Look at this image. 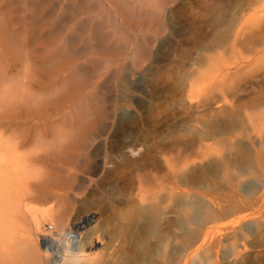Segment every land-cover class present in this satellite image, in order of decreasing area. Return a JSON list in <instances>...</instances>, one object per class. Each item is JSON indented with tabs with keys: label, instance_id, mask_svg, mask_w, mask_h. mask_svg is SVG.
I'll return each mask as SVG.
<instances>
[{
	"label": "rangeland",
	"instance_id": "obj_1",
	"mask_svg": "<svg viewBox=\"0 0 264 264\" xmlns=\"http://www.w3.org/2000/svg\"><path fill=\"white\" fill-rule=\"evenodd\" d=\"M103 1L104 0H0V75L1 73L5 75L0 77V84H5V86L11 85V80L15 79L16 74L19 75L18 73H20V78L13 80V82L19 81L21 75L25 73L26 77L28 76L33 83L31 84V89L30 87L25 88L26 91H30L31 96H34L31 102H37L40 99V102H42L40 108L46 109L52 106L54 102L59 103V99H64L70 92H73L74 87L75 92H77L78 83L84 84V88H87V90L94 89V97L96 98V101L94 100L84 105L75 104V110L70 109V107L64 108L58 115L46 117L43 124L37 128L38 130L32 129L31 132L28 133L32 141L25 148L21 149V151L27 152L31 150V152L36 151V153H40L37 151H44V149H42L43 146L49 149L51 144L62 143L63 152L65 154H73L74 161L69 163L68 159L64 157L61 158V161L66 167L70 165V171L67 172H72V165H74L75 173L70 176L68 175L69 173H64L65 169H63L60 172L62 173L60 178L53 177L59 173V167H55L54 169V167L52 168L44 163L45 166L41 167L44 169L43 171L39 170V166H35V168H37L35 171L39 176V178H36V180L39 181L37 186H40V188H37L36 180L31 179L29 181L31 183H28V185L26 184L30 191L25 189L23 191L24 193L22 192V196L24 197L22 204L28 206L35 205L36 208H40L41 210L48 209L53 219H45L44 221H47L46 223L50 222L54 224V222L57 223L58 221L59 223L60 221L63 225L71 226L74 220L73 214L71 215V213L74 212L72 209L74 205L70 203V206H67L65 210V216L70 215V217L67 216L69 222L67 221L66 223L63 219V221L61 219L59 220V218L64 217V215L62 216V211L60 212L62 207L59 205V201L53 196V193L57 192L58 184L60 188L62 180L66 182V185L73 182L74 179H77L75 180L76 183L79 180H83L87 183V185L85 184L84 188H82L83 192H85L83 196H87V194L88 196H93V198L97 200L96 203H99L103 208L100 217L102 228L98 227L99 232L96 230L99 235L102 233L101 231L104 232V230H102L103 228L107 233L109 231V236L111 235L110 233L117 232L115 233V235H117L115 237L125 242V249L129 252L130 256L132 255V263L182 264L183 248L180 245L186 243V240L189 239V235L192 233L191 230L197 229L198 226L204 222V214L209 202L208 199H210V196L216 195L211 189L215 183L221 186H233L232 188L234 189L235 195L243 201H247L250 194L252 197L251 200L255 199L253 197H258L260 193H263L264 196V183L263 181L259 182V180H264V166L262 163L264 162V127L262 126L264 122V48L262 49L260 44L255 42V38L261 33L260 29L263 28L262 32L264 31V3L259 2L260 4H258L257 0H134V2L133 0H106L104 3ZM121 1L124 2V4H119ZM127 2L128 4H126ZM114 6L116 10H113ZM158 8L163 12V22L165 24L164 31L157 36L155 35L154 39L140 37L141 35L149 36V34H147V32L146 34L141 32H137L136 34L134 31L136 29L135 27H137V29H142L143 32L153 28L156 24V10ZM260 9L262 10L260 11ZM148 11L150 13L152 12V15ZM62 12L63 14H60ZM98 13L100 19L102 16L104 19L106 14H114L113 17L115 20L113 21H116V23L112 21L111 23L113 25L105 26L106 28L108 27V30L103 27L104 25L102 28L96 25L90 26V24H93L94 20L96 21ZM101 14L102 16H100ZM120 14L123 15L121 16ZM115 15H117V18ZM124 15L126 19L123 21ZM18 17H22L24 20ZM226 23L231 25V27H229V25L227 26ZM88 25L89 28L87 27ZM225 27H229L228 30ZM118 28L119 35L122 36L121 39L123 41L115 42L111 38V34L112 30ZM230 28H232L231 31L229 30ZM121 29L122 31H120ZM220 30L222 32H220ZM233 30H235V32ZM14 31L16 33H14ZM124 32L125 34H123ZM223 32L226 35L225 37L222 35L223 38L221 39H224V42H221L222 46L224 44L223 47L221 46L223 51L225 50L227 52V49L230 48L226 47L227 44L225 41L228 39L229 35L232 38L230 33L235 35V42L237 41L234 47L235 51L233 50L235 53L231 52L234 55L231 54L230 51H228V53L231 54L230 56H228L226 52L222 54V58H224L223 55H225V57L227 56L226 60L225 58L223 59V62L228 61L229 63L232 59V62H234V64L228 66L226 71H230V74L233 73L232 71H237L233 74L235 77L232 75L234 79L233 77L230 79L232 80L230 83L231 87L230 85L229 87H222L221 85L215 86L214 83L210 81L211 79H209V77H211L212 70L210 69L211 74L209 71H205L207 69L204 68L207 67L206 65L208 64H206V62L204 64V49H201L206 46L205 43L209 44L216 40L219 37L217 34ZM215 33L216 39L213 37ZM11 36H14V40ZM107 36L111 39L107 38ZM211 37L212 41H210ZM76 38L79 39L77 40ZM207 38L210 39L208 40ZM59 40L60 42H64L61 44ZM87 40L89 42H87ZM203 43L204 45H202ZM69 44L71 47L72 45L74 46L71 50L75 52L71 53L72 51H70L71 47ZM82 45L85 46V48L82 47ZM121 45L122 48L124 45L125 51H123L124 48L121 49ZM136 46L140 48L137 51L135 50V48L137 49ZM140 46H142V48ZM63 48L64 50L66 48V50L63 51ZM84 49L87 50V53L84 52ZM68 50L70 53H68ZM54 51L61 53H54L52 56L51 54H53L52 52ZM119 52L122 55H120ZM48 53H50V55ZM117 53L118 55H116ZM88 54L89 56H87ZM68 57L70 63H65L64 60ZM228 57L233 58H229L230 60H228ZM94 58L96 59L95 61ZM116 58L117 62H115ZM80 59L83 61H80ZM200 59L204 60L200 61ZM60 62L62 64H60ZM72 62L74 67L72 66ZM108 62L112 64L110 67L113 71L110 70V67L108 68ZM55 65H58L59 70L63 69L61 74L65 76V79L61 77L53 83H50V78L46 77L47 69ZM200 66H204L202 70L209 76L207 77L204 74L205 79L207 77L209 80L204 79V84L206 85H203V89L205 88V94H209L213 99L212 106L200 107L195 104L196 101H190L186 95L189 88L187 84H189L190 80H194L193 73L198 72V69L201 68ZM194 67H196V69H194ZM71 70L75 72L73 73L74 75L70 74L72 73ZM67 71L70 75L67 74ZM114 72H118V74H113ZM80 73H82L83 77L80 76ZM98 73L99 75H97ZM130 74L132 77L128 76ZM137 74L138 76H142L143 80L140 84L131 85L130 79L136 77ZM79 79L82 80V82ZM72 82L75 83V85ZM208 83H210V85ZM214 86L216 87L215 91ZM234 92L236 94H234ZM226 93L228 94L224 95ZM204 96L206 97V95ZM214 101L217 102L215 103ZM31 102H24V104L27 109L30 108V110L32 109L31 112H33L35 108L29 107ZM96 102L100 103V106H102L105 112V116L101 122L104 123L106 128H104L101 133V140L98 139L96 141V146L86 150V155H81L78 148L75 147V150H72L68 147L70 144L69 141L74 140V138L77 139V137L80 136V127H82V125L84 126L96 121L97 115L92 109V106H94ZM25 106L21 105L19 109L24 110ZM23 107L24 109H22ZM208 107L209 109H207ZM255 113L256 115H254ZM246 115L249 117L251 116V125L254 124L252 126L253 128H250L251 126L248 125L250 122L245 120ZM79 118H81V120ZM82 119H84V121ZM248 128H250V130ZM245 129L249 131H247L249 137L245 135ZM14 132L19 133L20 131L15 130ZM14 132L9 127L3 130L0 129V135L3 134L4 137H12ZM127 146L134 149L141 147L142 154L136 157L138 158V162L140 161L139 163L133 162L134 165L124 163L120 165L119 163L111 165V163H107L105 167L102 168V161L110 158L115 159L119 152L122 153V151L124 152L126 150ZM207 148L208 150H206ZM201 151L203 153H201ZM198 154H201V158ZM186 165L189 166L188 170ZM258 167H261L262 170L260 168L258 169ZM181 169L184 171L183 173L182 171L179 172ZM220 171L222 172L220 173ZM224 172H227L228 177L224 176L226 175ZM179 174H182L181 178ZM194 175H196L195 178ZM201 175H204V178ZM222 177L226 181L223 180ZM240 177L243 178L240 179ZM245 177L247 180H245ZM211 179H214L213 183ZM228 179L232 183L228 181ZM116 181L131 187H136V185L139 186L140 188H137H142V191H144L142 192L144 198L149 195L151 200H147L148 197L143 201H139L138 196L135 194L132 195V193L131 195H119L116 191ZM227 182L230 183L227 184ZM29 185H31V187ZM196 186L199 187L197 188ZM40 189L43 191L39 192ZM59 192L60 190H58L57 193ZM183 192L189 194V201L192 206H184L186 205L184 202L185 200H181V198L183 199V197H181ZM73 193H75V191H73ZM99 196L100 200H98ZM177 196H179V200L176 199ZM191 196L193 197L191 198ZM262 198L264 199V197ZM193 199H196V201ZM87 200L91 201V198L88 199L87 197ZM155 201H158L160 204ZM178 201H183L181 202L183 207H181L180 203L179 205H175ZM139 202L145 205L147 202V207L144 205L142 206V203ZM151 202L157 203V205ZM54 203L58 204L60 207L58 205L55 206ZM52 207H54L55 210H53L54 208ZM132 208H134V210ZM181 208H184V210H181ZM56 209L61 215L58 214ZM137 209L145 210H138V212ZM258 209L259 210H256L257 212L254 210V216H256L254 222H240L235 230L236 234L230 235V239H226L225 236L222 237L223 240L218 246L215 247V237L208 238L207 243H210L212 248L209 250L206 259L205 257H201L195 259L196 261L189 262H193L194 264H264V204ZM164 210L170 213L168 214ZM177 210L181 211L179 212ZM185 211L187 214L184 213ZM141 212L144 213L142 214L144 217L141 215ZM171 213L173 215L170 217L169 215ZM183 213L187 215L186 218ZM180 214H182L184 218H182ZM165 215L167 216L164 217ZM136 216L139 218L137 219ZM168 218H172L173 220L171 219V222L173 221V223L166 222L169 220ZM134 219L137 222L134 221ZM163 221L167 224L163 223ZM58 223L56 225L54 224L56 229L60 230L65 228ZM187 223L189 224L186 225ZM43 227L44 225H41L38 231H31V234L26 237V239L29 237L26 240V244H24L25 242L23 243L24 246L22 250L20 248L18 253L11 255L10 260H5L1 264H5V262L6 264H44V253H42L39 248L38 242V235L40 231L42 232L44 229ZM223 230L225 232L224 226L221 231ZM155 232L156 234L158 233L161 238L156 236ZM34 233L36 235H34ZM136 233L137 235H135ZM187 233L188 236H186ZM131 234H133V237ZM145 234H149L148 236L151 237ZM24 235L25 234H23V237ZM138 235H140V237H138ZM35 236L37 238H35ZM112 236H114L113 233ZM134 236L137 237L133 244L132 238L134 239ZM143 236H145V238ZM163 236L165 237L163 238ZM32 237L37 239L38 244L35 243L36 241H34L35 239L33 240ZM158 238L162 241L164 239L165 244H156L155 247L152 245L154 242L153 240ZM128 242H130L129 245ZM104 246L107 248L108 244ZM38 248L40 250H38ZM151 251L153 255H149ZM142 253L145 254V257L144 255H142L143 257L141 256ZM147 255L151 256L147 257V259L150 258L149 260L146 259ZM138 258H140L139 262ZM142 258L146 259H144L145 261L143 260V262L148 261L149 263H143L141 261ZM203 259L204 261H202Z\"/></svg>",
	"mask_w": 264,
	"mask_h": 264
},
{
	"label": "bare ground",
	"instance_id": "obj_2",
	"mask_svg": "<svg viewBox=\"0 0 264 264\" xmlns=\"http://www.w3.org/2000/svg\"><path fill=\"white\" fill-rule=\"evenodd\" d=\"M94 1V0H92ZM106 1V0H104ZM103 1V3H104ZM119 1V0H118ZM123 1V0H122ZM119 3V4H124V2ZM171 1V0H170ZM258 1V4H260L259 2L261 3H264V0H257ZM256 1V2H257ZM130 2V1H129ZM134 2V0H133ZM102 3V4H103ZM108 3V1H107ZM112 3V2H111ZM116 3V2H115ZM7 4V2H6ZM128 4V2L126 3ZM125 4V5H126ZM148 4V3H147ZM151 4V3H150ZM59 5V4H58ZM99 5V3H98ZM93 6V5H92ZM108 6V4H107ZM119 6V5H118ZM63 7V6H62ZM109 7V6H108ZM228 7V6H227ZM114 9L113 10H116L115 6L113 7ZM121 8V7H119ZM137 8V7H136ZM143 8V7H142ZM154 8V7H153ZM211 8V7H209ZM224 8V7H223ZM118 9V8H117ZM141 9V7H140ZM139 9V11H140ZM155 9V8H154ZM262 9H260L261 11ZM130 11V10H129ZM153 11V10H152ZM119 12V10H118ZM149 12V11H148ZM209 12V11H208ZM97 13V12H96ZM101 13V12H100ZM103 13V12H102ZM115 13V12H114ZM132 13V12H131ZM150 13V12H149ZM148 13V15H149ZM152 13V12H151ZM150 13V14H151ZM47 14V13H46ZM60 14H63L60 13ZM116 14V13H115ZM118 14V13H117ZM124 14V13H123ZM122 14V15H123ZM155 14V13H154ZM96 15V14H95ZM114 15V14H113ZM112 13L110 14H106V17L103 19V16L102 14L100 16L101 19L99 18V13H98V17L96 18V21L94 20L93 21V24H90L93 25V26H100V28L105 27V26H110V25H113L111 22L113 20H115V18L113 17ZM121 15V14H120ZM121 15V16H122ZM126 15V14H125ZM124 15V16H125ZM133 15V14H132ZM152 15V14H151ZM62 16V15H60ZM89 16V15H88ZM116 18H117V15H115ZM123 16V21L124 19H126V16L124 17ZM154 16V15H153ZM224 16V15H223ZM87 17V16H86ZM19 18V17H18ZM22 17H20L19 19H21ZM44 18V17H43ZM46 18V17H45ZM89 18V17H88ZM87 18V19H88ZM223 18V17H222ZM221 18V19H222ZM234 18V17H233ZM23 19V18H22ZM47 19V18H46ZM45 19V20H46ZM53 19V18H52ZM58 19V18H56ZM78 19V18H77ZM86 19V21H87ZM122 19V18H121ZM225 19V18H223ZM24 20V19H23ZM40 20V19H39ZM117 20V19H116ZM236 20V19H235ZM18 21V20H17ZM16 21V22H17ZM43 21V20H42ZM49 21V20H48ZM71 21V20H70ZM77 21V20H76ZM234 21V20H233ZM264 21V19H263ZM45 22V21H43ZM85 22V21H84ZM116 23V21H113ZM126 22V21H125ZM75 23V22H74ZM155 26L153 28H150L148 30H146L145 32L142 31V29L135 27L136 29L134 30L135 33L137 34V32H141V33H145L147 32V34H149V36H143L141 35L140 37H144V38H153L155 37V35H159L162 33V31H164L165 29V24L163 22V12L160 8H158L156 10V22H155ZM234 23V22H233ZM232 23V24H233ZM51 24V23H50ZM217 24V23H215ZM223 24V23H222ZM227 24V23H226ZM76 25V24H75ZM229 24H227L228 26ZM52 26V25H51ZM74 26V25H73ZM115 26V25H114ZM143 26V25H142ZM215 26V25H214ZM43 27V26H42ZM50 27V26H49ZM57 27V26H56ZM89 28V25L87 26ZM121 27V26H120ZM229 27H231V25H229ZM228 27V28H229ZM68 28V27H67ZM92 28V27H91ZM106 28V27H105ZM108 28V27H107ZM106 28V29H107ZM114 28V27H113ZM112 28V29H113ZM134 28V27H133ZM216 28V27H215ZM221 28V27H220ZM227 28V27H225ZM227 28V30H228ZM23 29V28H22ZM49 29V28H48ZM110 29V28H109ZM222 29V28H221ZM234 29V28H233ZM89 30V29H88ZM95 30V29H93ZM108 30V29H107ZM223 30V29H222ZM226 30V29H225ZM224 30V31H225ZM230 31L232 30V28L229 29ZM263 28L260 29V34L255 38V42L256 43H259L260 46L262 47V49L264 48V31L262 32ZM71 31V30H70ZM122 31V29L120 30ZM129 31V30H128ZM215 31V30H214ZM235 32V30H233ZM111 32V30H110ZM133 32V31H132ZM220 32H222L220 30ZM14 33H16L14 31ZM81 33V31H80ZM219 33V32H218ZM259 33V32H258ZM49 34V33H48ZM51 34V33H50ZM125 34V32L123 33ZM228 34V32H227ZM232 35V38L231 36L229 37L228 36V39L225 40L226 41V44L227 46L226 47H230L229 49H227L228 51L231 52H234L235 49V35L230 33ZM53 35V34H52ZM112 39L115 41V42H120L122 39V36L119 35V28L118 29H114L112 30ZM127 35V34H126ZM203 35V34H202ZM214 35V36H213ZM212 36L216 39V33L213 34ZM219 35V37L212 41V37L211 39L210 38H207L208 40L210 39V41L212 42H208L209 44L205 43L206 46H202L203 48L201 49H204V57H205V61H204V64L206 62V65L207 67L204 68V66H202L204 69H207L205 71H210L212 70V74H211V77H209L208 75H206L203 70H202V67L200 69H198L199 71L198 72H194L193 73V78L194 80H190L189 84H187V87L188 88V91L186 93L187 97L189 98V100H193V101H196V105L198 106H204V107H207V106H210L212 103H213V99L210 97V95L208 96L207 94H205V88L203 89V85H206L204 84V81L207 80L209 77V79H211L210 81L212 83H214V85L216 86H222V87H229L230 83L232 80V77L234 76L233 74H235L236 72L232 71L233 73H229L228 71H226V69H228V66L231 65V64H234L233 61V57H228V60H230L231 62L228 63V61H224L223 62V59L225 58L226 60V57L225 55L224 58H222V54L223 52L225 53L226 51L223 49H221V42L224 40H221L223 38V36L225 37L226 35L223 33H220V34H217ZM223 35V36H222ZM237 35V34H236ZM60 36V35H59ZM139 36V34H138ZM12 37V36H11ZM67 37V36H66ZM90 37V36H89ZM96 37V36H95ZM139 37V38H140ZM201 37V36H200ZM13 40H14V36L12 37ZM63 38V37H62ZM107 38H110L107 36ZM110 38V39H111ZM205 38V37H204ZM231 38V39H230ZM68 39V38H67ZM77 39V38H76ZM79 39V38H78ZM77 39V40H78ZM94 39V38H93ZM92 39V41H93ZM97 39V38H96ZM206 39V40H207ZM12 40V39H11ZM21 40V39H20ZM70 40V39H69ZM68 40V41H69ZM108 40V39H107ZM150 40V39H149ZM207 40V41H208ZM237 40V39H236ZM66 41V39H65ZM112 41V40H111ZM123 41V40H122ZM138 41V40H137ZM60 42V40H59ZM64 42V41H62ZM62 42H60L62 44ZM87 42H89L87 40ZM224 42V41H223ZM58 43V44H60ZM73 43V42H72ZM113 43V42H112ZM60 44V45H61ZM66 44V43H65ZM115 44V43H114ZM59 45V47H60ZM70 45V44H69ZM74 45V43H73ZM72 45V47H74ZM204 45V43L202 44ZM62 46V45H61ZM68 46V45H67ZM80 46V45H79ZM78 46V47H79ZM87 46V45H86ZM94 46V45H93ZM224 46V44H223ZM222 46V47H223ZM63 47V46H62ZM71 47V45H70ZM72 47L70 48V51H72ZM82 47L85 48V46L82 45ZM89 47V46H87ZM121 49L124 48V45H123V48H122V45L120 46ZM137 47V46H136ZM142 48V46H140ZM224 47V48H226ZM61 48V47H60ZM66 48H69V47H66ZM65 48V50H66ZM81 48V46H80ZM75 49V48H73ZM77 49V48H76ZM79 49V48H78ZM87 49V48H86ZM119 49V48H118ZM140 48L137 47V49L135 48V50H139ZM59 50V49H58ZM57 50V51H58ZM64 48H63V51H65ZM85 50V49H84ZM83 50V51H84ZM93 50V49H92ZM134 50V49H133ZM134 50V51H135ZM234 50V51H233ZM52 51V49H51ZM70 51L68 50V53H70ZM78 51V50H77ZM76 51V52H77ZM81 51V50H79ZM87 50H85L84 52H86ZM125 51V48L124 50ZM122 51V53H123ZM135 51V52H136ZM228 51L226 53H228ZM48 52V51H47ZM50 52V51H49ZM75 52L74 50L71 52L73 53ZM116 52V51H115ZM134 52V53H135ZM51 53V52H50ZM50 53H48L50 55ZM53 54H51L52 56L54 55V53H59V52H52ZM61 53V52H60ZM59 53V54H60ZM87 53V52H86ZM96 53V52H95ZM125 53V52H124ZM228 53L227 55L230 56L231 54L233 53ZM235 53V52H234ZM263 53V52H262ZM47 54V55H48ZM76 54V53H74ZM120 54V52H119ZM77 55V54H76ZM75 55V56H76ZM81 55V54H80ZM98 55V54H97ZM102 55V54H101ZM118 55V53L116 54ZM122 55V54H120ZM119 55V56H120ZM234 55V54H233ZM89 56V54L87 55ZM91 56V55H90ZM93 56V55H92ZM77 57V56H76ZM80 57V56H79ZM75 58V57H74ZM106 58V57H105ZM203 58V56H202ZM230 58V59H229ZM263 58H264V54H263ZM69 57L67 59L64 60L65 63H70V61L68 60ZM78 59V58H77ZM92 59V58H91ZM109 59V58H108ZM74 60V59H73ZM82 59H80L81 61ZM85 60V59H84ZM90 60V59H89ZM93 60V59H92ZM96 59L94 58V61ZM98 60V58H97ZM105 60V59H104ZM107 60V59H106ZM113 60V59H112ZM119 60V59H118ZM203 61L204 59H200V61ZM25 61V60H24ZM77 61V60H75ZM83 61V60H82ZM87 61V60H86ZM85 61V62H86ZM91 61V60H90ZM115 61V60H113ZM74 62V61H73ZM73 62H72V66H73ZM89 62V61H88ZM107 62V61H106ZM109 62H110V59H109ZM108 62V68L112 65V64H109ZM117 62V58H116V61ZM137 62V60H136ZM136 62H135V65H136ZM199 62V61H197ZM226 62V63H225ZM60 64H62L60 62ZM75 64V63H74ZM114 64V62H113ZM53 65V64H52ZM59 65V64H58ZM58 65H55L53 67H50L49 69H47V74H46V77L47 78H50L49 79V82L50 83H53L54 81L60 79L61 77H63L65 79V76H62L61 74V71L63 70H59L58 69ZM76 65V64H75ZM81 65H82V62H81ZM80 65V66H81ZM84 65V64H83ZM71 66V67H72ZM79 66V67H80ZM119 66V65H118ZM117 66V67H118ZM132 66H133V62H132ZM131 66V68H132ZM74 67V66H73ZM82 67V66H81ZM80 67V68H81ZM103 67V66H102ZM69 68V67H68ZM83 68V67H82ZM119 68V67H118ZM118 68H115V69H118ZM263 68H264V61H263ZM67 69V68H66ZM74 69V68H73ZM78 69V67H77ZM97 69V68H96ZM133 69V68H132ZM135 69V67H134ZM194 69H196V67H194ZM211 69V70H210ZM27 70V69H26ZM75 70V69H74ZM81 70H84V69H81ZM87 70V69H86ZM110 70H111V67H110ZM122 70V69H121ZM73 70H71L72 72ZM76 71V70H75ZM79 71V70H78ZM85 71V70H84ZM91 71V70H90ZM108 71V70H107ZM113 71V70H111ZM193 71H197V70H193ZM81 72V71H80ZM94 72V71H93ZM100 72V71H99ZM119 72V71H118ZM118 72H116L118 74ZM64 73V72H63ZM73 73L75 72H72L70 74L74 75ZM87 73V72H86ZM97 73V72H96ZM112 73V72H111ZM115 72L113 74H116ZM120 73V72H119ZM190 73V72H188ZM19 75L16 74V77L15 79H19L20 78V73H18ZM67 74L70 75L67 71ZM66 74V75H67ZM78 74V73H77ZM76 74V75H77ZM90 74V73H89ZM94 74V73H93ZM102 74V73H101ZM112 74V75H113ZM135 74V73H133ZM132 74V75H133ZM206 79H205V76ZM34 75V74H33ZM79 75V74H78ZM99 75V73L97 74ZM123 75V74H122ZM191 75V74H190ZM233 75V76H232ZM5 75H3L1 73L0 77H3ZM80 76H82V73H80ZM85 76V75H84ZM120 76V75H119ZM130 77V75H128ZM188 76V75H187ZM186 76V77H187ZM196 76V78H195ZM237 76V74H236ZM70 77V76H68ZM75 77V76H74ZM86 77V76H85ZM117 77V76H115ZM125 77V76H124ZM123 77V78H124ZM129 77V78H130ZM235 77V76H234ZM233 77V79H234ZM28 76L26 77V74L24 73L23 75H21V79L17 82H13V80L15 79H12L11 80V85H8V86H5V84H0V129H5V128H11L12 131L14 132L15 130H18L20 131L19 133L18 132H14L13 136L12 137H4L3 134L0 135V264L3 263L5 260H10V257L12 254H16L20 251V248L22 250V247L24 246V244H26V240L29 238L26 239L27 235L29 236V234H31L30 232L33 231V232H36L38 231L39 227L41 225H44L46 222L44 221L45 219H53L51 218V215L49 214L48 212V209H44V210H41L40 208H36L35 205L31 206V205H23V199L24 197L22 196V194L24 193L23 191L25 189H27V191L30 189L26 186V184L28 185V183H31L29 182L31 179L33 180H36V178L38 176L37 172L35 170H37V168H35V166H39V170H43L41 167L45 166L44 163L46 165H49L51 166L52 168L55 167H59L60 170H58V174L53 176V177H61L62 173L61 170L65 169V172L64 173H69L68 175L72 176L73 173H75V166H73V169H72V172H67V171H70V165H67L64 166V163L61 161V158H67L68 159V162L72 163L74 161V158H73V154H65L63 152V144H51V147L49 149H47L45 146L42 147V149H44V151H37V152H40V153H36L35 152H31V150L29 151H21V149L25 148L31 141H32V138L30 139V135H28V133L31 132L32 129L34 130H38L37 128H39L42 124H43V121L46 117H49L50 115H58L60 112H62V110H64V108H69L70 109H74L75 108V104H79V105H84V104H87L91 101H96V98L94 97V92L93 90L94 89H89L87 90V88H84V84L82 85L81 83H78V88H77V92H75V87L73 88V92H70L64 99H59V103H56L54 102L52 104V106H50L48 109L46 108H40L41 107V103L40 102V99L37 101V102H31L33 99H34V96H31L30 95V91H26L25 88L26 87H30V89L32 88V80L30 78H28ZM62 78V79H63ZM182 78V77H181ZM63 79V80H64ZM74 79V78H73ZM82 79V78H81ZM122 79V78H121ZM120 79V80H121ZM189 79V78H188ZM191 79V77H190ZM205 79V80H204ZM208 79V80H209ZM62 80V81H63ZM80 80V79H79ZM84 80V79H83ZM98 80V79H97ZM131 85H134V84H140V82L143 80L142 79V76H137L134 77V78H131ZM9 81V80H7ZM68 81V80H67ZM82 82V80H80ZM94 81V80H93ZM105 81V80H104ZM129 81V80H128ZM43 82V81H41ZM64 82V81H63ZM62 82V83H63ZM91 82V81H90ZM95 82V81H94ZM98 82V81H97ZM188 82V81H187ZM46 83V82H44ZM65 83V82H64ZM73 83V82H72ZM84 83V82H83ZM207 83V81H206ZM233 83V82H232ZM66 84V83H65ZM69 84V83H68ZM75 85V83H73ZM92 84V83H91ZM97 84V83H96ZM210 85V83H208ZM233 85V84H232ZM52 86V85H51ZM91 86V85H90ZM115 86V85H114ZM130 86V84H129ZM214 86V87H215ZM57 87V85H56ZM63 87V86H62ZM61 87V88H62ZM66 87V86H65ZM70 87V86H69ZM73 87V86H72ZM71 87V89H72ZM77 87V86H76ZM209 87V86H207ZM212 87V86H211ZM231 87V85H230ZM93 88V87H92ZM101 88V87H100ZM109 88V87H108ZM63 89V88H62ZM98 89V88H97ZM112 89V88H111ZM203 89V90H202ZM216 87L214 88V91H215ZM48 90V89H47ZM69 90V89H68ZM55 91V90H54ZM60 91V90H59ZM62 91V90H61ZM219 91V90H218ZM65 92V91H64ZM92 92V93H91ZM225 92V91H223ZM209 93V92H208ZM57 94V93H56ZM213 94V93H212ZM211 94V95H212ZM218 94V93H217ZM228 93L224 94V95H227ZM234 94H236L234 92ZM206 95V97L204 96ZM232 95V94H231ZM49 96V95H48ZM136 96V95H135ZM214 96V94H213ZM218 96V95H217ZM187 98V99H188ZM211 98V99H210ZM219 98V97H218ZM215 99V98H214ZM224 99V98H222ZM56 100V99H55ZM216 100V99H215ZM189 101V102H190ZM224 101V100H223ZM24 102H31L29 104V107H32V108H35V110H33V112H31L30 108L27 109ZM58 102V100H57ZM215 102V101H214ZM217 102V101H216ZM215 102V103H216ZM226 103V102H225ZM25 106V110L24 107L22 109L24 110H21L19 109V106ZM87 106V105H86ZM212 106V105H211ZM93 108V111L94 113L97 115V119L94 123H91V124H86V125H82V127H80V131L81 133L79 134L80 136L77 137V139L74 138V140H71L69 141V148H71L72 150H75V147L79 149V153L81 155H86V150H89L91 149L93 146H96V141L98 139L101 138V133L103 132V129L106 128V126L104 125L102 121L103 117L105 116V112L102 108V106H100V103H95L94 106H92ZM199 107V108H200ZM89 108V106H88ZM38 109V110H37ZM69 109V110H70ZM206 109V108H205ZM209 109V107L207 108ZM75 110V109H74ZM68 112V111H67ZM92 112V110H91ZM90 112V113H91ZM245 112V111H244ZM65 113V112H64ZM93 113V112H92ZM221 113V112H220ZM252 113V112H251ZM254 113V112H253ZM76 114V113H75ZM223 114V113H222ZM249 114V113H248ZM77 115V114H76ZM92 115V114H91ZM253 115V114H251ZM256 115V113L254 114ZM78 116V115H77ZM221 116V115H220ZM225 116V115H224ZM245 116V115H244ZM243 116V117H244ZM92 117V116H91ZM251 117V116H250ZM248 115H246V118L245 120H247L248 122H250L248 125L251 126L250 128H253L252 126L254 125H251V118H250ZM72 118V117H71ZM78 118V117H77ZM99 118V119H98ZM221 118H224V117H221ZM81 120V118H79ZM95 119V118H93ZM108 119V118H107ZM227 119V118H226ZM84 121V119H82ZM244 120V119H243ZM257 120V119H256ZM263 120V119H262ZM41 121V122H40ZM75 122V121H74ZM78 122V121H77ZM106 122V121H104ZM85 123V122H84ZM108 123V122H106ZM105 123V124H106ZM246 124V125H247ZM247 125V126H248ZM260 125V124H258ZM247 126H246V129H247ZM262 126L264 127V122L262 123ZM260 126V127H262ZM82 128V130H81ZM250 128H248L250 130ZM72 129V128H71ZM245 129V131H246ZM256 129V128H254ZM259 129V128H258ZM261 129V128H260ZM107 130V129H106ZM248 131V130H247ZM247 131H246V136H248L247 134ZM47 132L49 133V130L47 129ZM55 132V131H54ZM249 132V131H248ZM184 135V134H183ZM182 135V136H183ZM197 135V134H196ZM251 136V135H250ZM252 137V136H251ZM254 137V136H253ZM256 137V136H255ZM41 139V138H40ZM39 139V140H40ZM250 139V138H249ZM259 139V137H258ZM101 140V139H100ZM99 140V141H100ZM199 140V139H198ZM260 140V139H259ZM191 141V140H190ZM201 141V140H199ZM190 144V143H189ZM259 146V145H258ZM150 147V146H149ZM190 147V146H189ZM207 147V146H205ZM262 148V147H261ZM200 150V149H199ZM208 150V148L206 149ZM186 151V150H185ZM189 151V150H188ZM196 151V150H195ZM201 153H203L201 151ZM141 153V147L138 149H134V148H131L130 146L126 148V150L122 153L119 152L116 156L115 159H108V160H104L102 161V168L105 167V165L107 163H111L112 164H115V163H119L122 164H128V165H134L133 162H138V158L136 157H139ZM144 155V154H143ZM142 155V156H143ZM199 155V154H198ZM201 155V154H200ZM199 155V156H200ZM203 155V154H202ZM205 156V155H204ZM85 157V156H84ZM201 158V156H200ZM205 158V157H204ZM202 158V159H204ZM143 159V158H142ZM152 159V158H151ZM258 159V158H257ZM141 160V159H140ZM176 160V159H175ZM41 163H40V162ZM163 161V160H162ZM259 161V160H258ZM261 161V160H260ZM101 162V161H100ZM140 162V161H139ZM138 162V163H139ZM152 162V161H151ZM182 162V161H181ZM165 163V161H164ZM186 163V162H185ZM184 163V164H185ZM207 163V162H206ZM263 163V166H264V162ZM43 164V165H42ZM42 165V166H41ZM143 165V164H142ZM192 165V164H191ZM187 166V165H186ZM262 166V165H261ZM262 166V167H263ZM158 167V166H157ZM188 167L187 166V170H188ZM45 168V167H44ZM199 168V167H198ZM207 168V167H206ZM261 169V167H258V169ZM190 169V168H189ZM194 169V168H193ZM196 169V168H195ZM202 169V168H201ZM256 169V168H255ZM138 170V169H137ZM184 170V169H183ZM186 170V169H185ZM182 169L179 171L181 172ZM190 171V170H189ZM184 171H182L183 173ZM193 172V170H192ZM222 171H220L221 173ZM248 172V171H247ZM131 173V172H130ZM138 173V172H137ZM201 173V171H200ZM226 175H224L225 177H228L227 176V172H224ZM238 173V172H237ZM258 173V172H257ZM121 174V173H119ZM136 174V173H135ZM194 174V173H192ZM202 174H205V173H202ZM231 174V173H230ZM235 174V173H234ZM239 174V173H238ZM241 174V172H240ZM59 175V176H58ZM178 175V174H177ZM181 175L182 174H179L180 178H181ZM188 175H191V174H188ZM222 175V174H221ZM242 175V174H241ZM257 175V174H256ZM185 176V175H183ZM196 175H194V178H195ZM202 176V175H201ZM223 176V177H224ZM246 176V175H245ZM136 177V176H135ZM189 177V176H188ZM186 177V178H188ZM191 177V176H190ZM193 177V175H192ZM200 177V176H199ZM204 178V175L202 176ZM222 177V178H223ZM224 177V178H225ZM232 177V176H231ZM234 177V175H233ZM232 177V178H233ZM236 177V176H235ZM69 178V177H68ZM185 178V177H184ZM206 178V176H205ZM227 179V178H225ZM239 178V177H238ZM243 178V177H240V179ZM51 179V178H50ZM54 179V178H53ZM63 179V178H61ZM80 179V178H79ZM207 179V178H206ZM59 180V179H58ZM77 179H74L73 182L69 183L68 185H66L65 181L63 182L62 180V183L60 184V188H59V184L57 185L58 189H57V192L58 190H60L59 193L55 192H51L53 193V196L59 201V205L62 207V209L60 210V212L62 211V216L64 215V217H61L59 218V220L63 219L64 221H68V217H70V215H67L65 216V210L67 209V206L69 207L70 203H72L71 205H74V207L72 208L74 210V212L71 213V215L73 214L74 216V220L73 222L71 223L72 225H63L60 223V225H63L65 228H62L60 229V231L62 230H65L67 231V233H71L73 230H75V238H74V241L73 243L71 242L70 243H67L65 242L64 240H62L63 244H67V245H62L61 246V250L59 251V253L57 252V254L60 256V263L59 264H131L133 259H132V255L130 256L129 252L125 249V242H123V240H120L119 238L115 237L117 235H115V233L117 232H112L114 234V236H112V233H110L111 235L109 236L108 233L105 231V229L103 228L101 231L102 233L99 235V233H97L96 230H98L99 228L98 227H101L102 228V225L100 223V217L102 215V207L100 206L99 203H96V199L93 198V196H83V190L82 188H84L85 184L87 185L86 182H84L83 180H79L77 183L76 181ZM137 180V179H136ZM185 180V179H184ZM209 180V179H208ZM212 180V179H211ZM210 180V181H211ZM214 180V179H213ZM213 180H212V183H213ZM221 180V179H220ZM222 180V181H223ZM237 180V178H236ZM245 180L246 177H245ZM244 180V181H245ZM249 180V178H248ZM115 181V180H114ZM127 181V180H126ZM141 181V180H140ZM186 181V180H185ZM217 181V180H216ZM226 181V180H225ZM228 181H230L228 179ZM234 181V180H233ZM238 181V180H237ZM243 181V179H242ZM260 181H263L264 183V180H259ZM37 182L36 183V186L38 184L39 181H35ZM207 182V181H205ZM209 182V181H208ZM231 182V181H230ZM230 182H227V184H229ZM59 183V182H57ZM215 183V182H214ZM223 183V182H222ZM225 183V182H224ZM232 183V182H231ZM237 183V182H236ZM241 183V182H240ZM262 183V184H263ZM33 184V183H32ZM129 184V183H128ZM139 184V183H138ZM201 184V183H200ZM42 185V184H41ZM45 185V184H44ZM213 185V184H212ZM26 188H25V187ZM31 187V185H29ZM194 186V185H193ZM55 187V186H54ZM135 187V186H134ZM131 187V186H128L127 184L123 185V184H120L116 181V191L118 192L119 195L123 196V195H132L135 194L136 196H138L139 198V201H143L144 199H147L149 197V195H147L148 197L144 198V196L142 195V188L139 189L140 187L136 185V187ZM139 187V188H137ZM197 188L199 186H196ZM202 187V186H201ZM233 187V186H232ZM231 186H221L220 184H217L215 183L214 186L211 188L213 193H215L216 195H212L210 196V199H208V204H207V207H206V211H205V219L203 220L204 222L198 226L197 229H194V230H191L192 233L189 235V239L186 240V243H182V250H183V261H182V264H187L189 261H194L195 259H199L201 257H205V259L207 258V254L209 253V250L212 248L211 244L210 243H207V240L208 238H213L215 237V247L218 246L221 242H222V237H226V239H230V237L232 235H235L236 232V228H237V225L240 224V222H247V223H250V222H254V220L256 219V216H254V210H259L258 208L262 207L263 204H264V199L262 197L263 196V193H260L259 196L257 197H253L255 199L251 200V194L248 196V199L247 201H243L241 199H239L235 193H234V189L232 188ZM262 187V186H261ZM37 188H40V186H37ZM87 188V187H86ZM185 188V187H184ZM203 188V187H202ZM114 189V191H115ZM205 189V188H203ZM210 189V190H211ZM46 190V189H45ZM47 190L49 191V189L47 188ZM146 190V189H145ZM238 190V188H237ZM262 190V189H260ZM43 190H39V192H42ZM73 191H75V193H73ZM185 191V190H184ZM23 192V193H22ZM146 192V191H145ZM180 192V191H179ZM264 192V191H263ZM29 193V192H28ZM38 193V192H37ZM248 193V192H247ZM251 193V192H250ZM30 194L32 195V193L30 192ZM172 194V193H171ZM146 195V194H145ZM190 195H193V194H190ZM202 195V194H201ZM256 195V194H255ZM254 195V196H255ZM156 196V195H155ZM172 196V195H171ZM180 196V195H179ZM179 196H177V200H179ZM247 196V195H246ZM87 197L88 199L91 198V201L87 200ZM158 197V196H157ZM173 197V196H172ZM171 197V198H172ZM181 197H183V199L181 198V200H185V204L184 206H192V204L190 203L189 201V194L188 193H185L183 192V195H181ZM193 196H191L192 198ZM195 197V196H194ZM198 197V196H197ZM137 198V197H136ZM154 198V197H153ZM175 198V197H174ZM243 198V197H242ZM150 197L147 199L149 200ZM98 200H100V196L98 198ZM151 200V199H150ZM173 200V199H172ZM194 200V199H193ZM181 201V202H183ZM196 201V199L194 200ZM193 201V202H194ZM204 201V200H203ZM31 202V201H30ZM55 202V201H54ZM155 202H158V201H155ZM178 201V203H176L175 205H181L182 206V203ZM192 202V203H193ZM206 202V201H205ZM139 203H142V202H139ZM145 203V201H144ZM152 203V202H151ZM159 203V202H158ZM55 204V203H54ZM138 204V203H137ZM152 204H156L157 203H152ZM160 204V203H159ZM191 204V205H190ZM194 204V203H193ZM58 205V204H55V206ZM58 205V206H59ZM139 205V204H138ZM146 206L147 205V202H146V205L142 203V206ZM151 205V204H150ZM54 206V207H55ZM57 206V207H58ZM59 206V207H60ZM135 206V205H134ZM133 206V207H134ZM137 206V205H136ZM141 206V205H139ZM148 206H149V203H148ZM205 206V205H204ZM52 207V208H54ZM147 207V206H146ZM154 207V205H153ZM174 207V205H173ZM176 207V206H175ZM196 207V206H195ZM143 208V207H142ZM145 208V207H144ZM152 208V207H151ZM162 208V207H161ZM167 208V206H166ZM169 208V207H168ZM71 209V208H70ZM134 210V208H132ZM140 209V207H139ZM137 209V211L139 210ZM150 209V208H149ZM55 210V208L53 209ZM51 210V211H53ZM57 210V209H56ZM142 210H145V209H142ZM142 210H139V211H142ZM148 210V209H146ZM153 210V209H152ZM170 210V208H169ZM174 210V209H173ZM181 210H184V208H181ZM181 210H177V211H181ZM192 210V209H191ZM191 210H189L190 212H192ZM195 210V208H194ZM198 210V209H197ZM58 211V210H57ZM68 211V210H67ZM66 211V212H67ZM71 211V210H70ZM136 211V212H137ZM138 211V212H139ZM158 211V210H157ZM165 211V210H164ZM56 212V211H55ZM58 211V214L60 213ZM135 212V211H133ZM154 212V211H153ZM168 213V211H165ZM172 212V210H171ZM257 212V211H256ZM57 213V212H56ZM149 213V212H147ZM146 213V214H147ZM157 213V212H156ZM170 213V212H169ZM168 213V214H169ZM177 213V212H176ZM186 213V211L184 212ZM183 213V214H184ZM194 213V212H193ZM57 214V215H58ZM59 214V215H61ZM68 214V213H66ZM144 214L141 212V215ZM160 214V213H159ZM179 214V213H178ZM187 214V213H186ZM135 215V214H134ZM150 215V214H149ZM171 215H173L172 213L169 215L171 217ZM182 216V214H180ZM195 215V214H194ZM257 215V214H256ZM259 215V214H258ZM56 216V215H55ZM129 216V215H128ZM143 216V215H142ZM156 216V215H155ZM161 216V215H160ZM159 216V218H160ZM163 216V215H162ZM167 215H165L164 217H166ZM185 218L187 217V215H185ZM184 216H182V218H184ZM192 216V215H190ZM60 217V216H59ZM140 217V215H139ZM138 217V218H139ZM144 217V216H143ZM174 217V216H173ZM133 218V217H132ZM137 218V216H136ZM135 218V219H136ZM137 218V219H138ZM154 218V217H153ZM70 219V218H69ZM119 219V218H118ZM134 219V221H136ZM141 219V217H140ZM146 219V218H145ZM144 219V220H145ZM155 219V218H154ZM169 219V218H168ZM172 219V218H171ZM171 219L167 220L166 222L170 223L171 222ZM57 220V218H56ZM62 220V221H63ZM157 220V219H155ZM159 220V219H158ZM173 220V219H172ZM185 220V219H184ZM147 221V220H145ZM165 221V220H164ZM165 224H167L166 222H164ZM183 221V220H182ZM45 222V223H43ZM53 222V221H52ZM69 222V221H68ZM124 222V221H123ZM137 222V221H136ZM151 222V221H150ZM155 222V221H154ZM153 222V223H154ZM188 222V221H187ZM50 223V222H49ZM58 223V221H57ZM57 223L54 222V224L56 225ZM58 223V224H59ZM63 223V222H62ZM65 223V224H66ZM133 223V222H132ZM162 223V224H163ZM173 223V221L171 222ZM176 223V222H175ZM179 223V222H178ZM177 223V224H178ZM194 223V222H193ZM260 223V222H259ZM51 225L54 226V224L50 223ZM142 224V223H141ZM182 224V223H181ZM189 223H187L186 225H188ZM197 224V222H196ZM258 224V223H257ZM261 224V223H260ZM258 224V225H260ZM143 225V224H142ZM147 225V224H146ZM155 225V224H154ZM191 225V224H190ZM189 225V226H190ZM166 226V225H165ZM169 226V225H168ZM194 226V225H193ZM224 226V229H225V232L224 230H222ZM253 226V224H252ZM55 227V226H54ZM59 227V226H58ZM155 227V226H154ZM159 227V226H158ZM173 227V226H172ZM44 228V227H43ZM56 228V227H55ZM129 228V227H128ZM135 228V227H134ZM151 228V227H150ZM148 228V229H150ZM167 228V227H166ZM42 229V228H40ZM138 229V228H137ZM154 229V228H153ZM178 229V228H177ZM183 229V228H182ZM44 230V229H43ZM42 230V232H43ZM143 230V229H141ZM156 230V229H155ZM136 231V230H135ZM144 231V230H143ZM158 231V230H157ZM156 231V232H157ZM168 231V230H167ZM165 231V232H167ZM99 232V230H98ZM106 232V233H105ZM119 232V231H118ZM145 232V231H144ZM151 232V231H150ZM155 232V234H156ZM169 232V231H168ZM188 232V231H187ZM41 233V231H40ZM146 233V232H145ZM163 233V232H162ZM170 233V232H169ZM174 233V232H173ZM23 234L24 237H23ZM153 234V233H152ZM158 234V233H157ZM156 236H159V234ZM165 234V233H164ZM33 235V234H32ZM34 235H36L34 233ZM33 235V237H34ZM124 235V234H123ZM132 237H133V234H131ZM137 235V233L135 234ZM147 235V234H145ZM149 235V234H148ZM147 235V236H148ZM163 235V234H161ZM231 235V236H230ZM154 236V234H153ZM188 236V233L187 235ZM32 239L34 240L35 238H37L35 236V238ZM125 237V235H124ZM135 238L133 240V244H134V240L136 239L137 236H134ZM138 237H140V235H138ZM145 238V236H143ZM148 237H151V236H148ZM147 237V238H148ZM161 238V236H159ZM165 236H163L164 238ZM175 237V236H174ZM142 238V239H144ZM156 238V237H155ZM158 238V239H155L153 240V246L156 247V244L158 245H161V244H165V241L163 239V241ZM39 235H38V242H39ZM140 239V238H139ZM149 239V238H148ZM170 239V238H168ZM172 239V238H171ZM32 240V242H33ZM131 240V241H132ZM151 240V239H150ZM34 241H36L35 243H37V239H35ZM136 241V240H135ZM137 241H138V238H137ZM30 242V240H29ZM41 242V241H40ZM39 242V248L41 249L42 253H44V264H52V263H49L47 260H46V250L43 246H41V243ZM140 242V240H139ZM130 242H128V245H129ZM141 243V242H140ZM150 243V242H149ZM38 244V243H37ZM108 244V247L105 248L104 245L107 246ZM136 244V243H135ZM99 245V247H98ZM132 245V243H131ZM137 245V244H136ZM151 245V244H150ZM196 245V246H195ZM214 245V244H213ZM195 246V247H193ZM136 247V246H134ZM132 247V248H134ZM139 247V245H138ZM145 247V246H144ZM151 247V246H150ZM148 247V248H150ZM193 247V248H192ZM31 248V247H30ZM37 248V247H35ZM38 248V250H40ZM147 248V250H148ZM153 248V247H151ZM164 248V247H163ZM238 248V247H237ZM156 249V248H155ZM36 250V249H34ZM132 250V249H130ZM136 250V249H135ZM146 250V249H145ZM152 250V249H151ZM159 250V248H158ZM165 250V249H164ZM24 251V250H23ZM134 251V249H133ZM166 251V250H165ZM149 252V250H148ZM147 252V253H148ZM154 252V251H153ZM160 252V250H159ZM28 253V252H27ZM138 253V252H136ZM135 253V254H136ZM146 253V252H144ZM142 253V255H144L145 257V254ZM162 253V252H161ZM160 253V254H161ZM134 254V255H135ZM153 255L152 251L151 253H149V255ZM158 254V253H157ZM156 254V255H157ZM40 255V254H39ZM42 255V254H41ZM140 255V254H139ZM137 256V255H135ZM155 256V255H154ZM16 257V256H15ZM19 257V256H18ZM32 257V256H31ZM143 257V256H142ZM147 257H151V256H146V259ZM29 258V257H28ZM27 258V259H28ZM34 259V258H33ZM136 259V258H135ZM139 259L138 258V262H139ZM145 258H142V262ZM145 259V260H146ZM150 258H148L147 260H149ZM19 260V259H18ZM35 260V259H34ZM37 260V259H36ZM144 260V261H145ZM181 260V259H180ZM226 260V259H225ZM41 261V260H40ZM196 261V260H195ZM204 261V259L202 260ZM231 261V260H230ZM29 262V261H28ZM148 262V261H147ZM147 262H143V263H147ZM32 263V262H31ZM38 263V262H37ZM134 263V262H133ZM132 263V264H133ZM149 263V262H148ZM190 263V262H189ZM188 263V264H189ZM193 263V262H192ZM190 263V264H192ZM6 264V262H5ZM9 264V263H8ZM12 264V263H11ZM41 264V263H40ZM135 264V263H134ZM151 264V263H150ZM194 264V263H193Z\"/></svg>",
	"mask_w": 264,
	"mask_h": 264
},
{
	"label": "built area",
	"instance_id": "obj_3",
	"mask_svg": "<svg viewBox=\"0 0 264 264\" xmlns=\"http://www.w3.org/2000/svg\"><path fill=\"white\" fill-rule=\"evenodd\" d=\"M39 242L41 246H43L46 250V260L52 264L60 263V256L57 254L61 250L63 244L62 240L67 243H73L75 238V230L71 233H67L65 230H58L50 223L44 224V230L39 234Z\"/></svg>",
	"mask_w": 264,
	"mask_h": 264
}]
</instances>
